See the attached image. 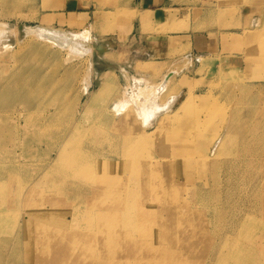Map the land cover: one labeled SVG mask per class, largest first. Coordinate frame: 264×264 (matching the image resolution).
Masks as SVG:
<instances>
[{
	"label": "rangeland",
	"instance_id": "1",
	"mask_svg": "<svg viewBox=\"0 0 264 264\" xmlns=\"http://www.w3.org/2000/svg\"><path fill=\"white\" fill-rule=\"evenodd\" d=\"M178 1L184 3L185 7L177 10L181 15L177 17L178 22L173 27H170L167 20L154 21L155 11L153 10H147L141 14L142 29L145 31L177 30L188 31L193 35L172 39V49L167 53L168 57L163 59L142 57L136 51H132L135 46H131L133 41L131 32L138 26L135 19L139 15L133 0L0 1V23H3L0 24V33L7 35V37H2V40L0 39V68L4 67V70H8L14 67L17 62L23 68L26 61L28 62L32 58L31 47L37 46L41 42L42 29L25 31L21 26L49 27L59 32L64 30L81 32L85 30L87 24H90V46L92 48L89 46V50L78 49L77 52L81 51L77 53L79 57H75L71 62L65 60L72 53L70 46L56 49V53L61 59V66L55 77L61 81V102L65 104V108H62L61 112V126H63L64 135L75 127L77 120H80L83 129L88 131L91 125L104 123L107 120H111V122L119 120L126 113L134 116L142 127V131L146 133L153 131L155 126L147 125L134 102L128 105L122 113L117 110L122 107L125 95L130 93L135 83H141V90L143 89V92L147 94L149 87L150 91L154 89L157 91V88L154 87H158V83L168 74H174L166 91L160 92V101H167L170 95L175 94L178 97L169 111H180L171 117L169 123L160 125L159 130L154 132L153 143L151 142L148 148L152 155L166 153V151L169 153V158L173 155L174 163L171 161L172 165H168V159H166L164 165L174 170V177L170 178V181L166 180L169 185L166 190L168 194L165 193L170 204L179 205L180 201L182 202L181 206L185 209L188 220L187 226L183 231H178L173 240L176 238L179 241L184 237L182 236L183 232L193 227L209 225L208 229L211 228V232L217 239L225 232L231 235L227 241L223 242L226 244L225 249L229 250L231 248L229 244H232L235 239L238 240L235 238L237 237L235 234L232 236V228H238L241 244L244 248H248L250 238L257 231L264 234V0ZM203 6L206 7L204 18H202ZM146 14H149L150 20L144 18ZM169 15L177 16L173 13ZM184 38L186 39L184 40ZM96 42L108 43L110 49H106L104 53L100 54L120 64L125 70L106 69L100 75L97 74L94 66V53L98 50L95 46ZM52 48L54 47L52 46ZM116 50H125L127 57L120 56ZM36 53L39 52H35L33 57H38ZM186 55L191 58H187ZM59 57L57 56V58ZM141 58L142 60L137 64L138 59ZM48 68V71H51L54 67L49 66ZM68 68H71V72L68 71ZM106 76L112 77L113 80L108 83L107 90L98 94ZM89 77L91 85L87 92L84 86L85 80ZM189 95L192 97V103L182 111L179 105ZM12 99L13 97L10 95L3 98L4 103L11 102ZM16 100L12 103L14 104ZM20 110H23V106L18 101L15 111L18 113ZM231 125L233 127L241 126L243 129L245 127L244 130L248 129L247 140L255 149V152L252 151L254 153L244 152L240 146V149L239 147L235 148V145L239 143L238 138H235L233 144L232 137L233 134L239 133H237V129L234 133L231 130L227 132ZM120 126H122V132L129 131L127 125ZM225 135V145L220 153L217 144L220 138ZM134 139L135 137L130 138L131 141ZM113 141L116 146V139ZM164 143H168L170 147L161 150V145ZM35 145V157L31 160L33 166L24 170L21 177L11 180L14 186L20 184L17 187L21 191V195H23L22 189L26 187L25 184L28 185L36 178V172L39 171L38 166L52 163L60 147V144L53 143ZM9 147L17 160L25 161L24 147L20 141ZM102 147L110 153L111 158L117 160L121 158V153H123L121 148L115 149L110 143H105ZM177 148L182 149L177 151L179 150ZM233 150L235 151L233 152ZM239 155L241 157H238ZM64 165L59 168V171L64 168ZM235 166L239 167V170L234 168ZM161 169L165 170L164 174L166 175L168 169L162 167ZM135 171L130 168V172ZM58 173L53 172L50 175L49 179L55 182L45 186L44 190L46 194L58 196L59 203L56 205L48 201L46 205L49 208L53 204V206L56 205L58 208H54L58 209L64 219H72L75 215L74 211L80 210L85 198L79 192L78 183L71 184L69 187L58 185L61 184V179H58L61 176ZM159 174L156 176H161L162 173L159 172ZM75 179L72 178L71 181L74 182ZM248 179H251L250 182ZM125 180L126 178H124ZM5 197L8 199V193ZM13 198L16 201L15 207L9 208L8 215L2 220L6 230L4 236L9 238L3 242L0 239V261L5 259L8 264H30L23 260L25 250H22V254L19 255V248L22 246L21 238L17 240L11 237L14 235L19 219L25 212L24 207L20 204V198ZM248 198L249 200H247ZM246 203L248 204L245 205ZM89 207L93 206L89 205ZM81 209L82 213H86L87 209L83 207ZM242 209H245L247 213ZM253 210L254 212H252ZM58 211L56 210V212ZM210 215L212 217L214 215V217L209 220L207 217ZM252 215L253 217H251ZM85 217V214L78 218L75 217L70 224L79 232L85 231L89 229L84 224ZM94 224L91 228L96 229ZM256 224H258L257 227ZM243 227L244 230H242ZM261 227L262 229H260ZM248 228H250L249 231ZM158 229L155 227L154 233ZM103 237L101 236V238ZM213 239L201 246L197 244L195 247H199V249L197 248L198 255L192 256L191 260L182 263L214 264L219 255H215L218 243L217 239L212 242ZM101 244V241L98 240L96 251L101 249ZM154 245L162 247L157 254L156 264H180L178 263L180 255L186 253L183 250L184 247L176 248L175 243L168 236L162 240L156 239ZM212 245V251L207 255L203 254L202 251ZM102 253L98 254L99 257L95 254L90 255L85 262L79 264H116L111 256L104 251ZM52 260L54 262V258ZM131 264H140V261L134 260Z\"/></svg>",
	"mask_w": 264,
	"mask_h": 264
},
{
	"label": "bare ground",
	"instance_id": "2",
	"mask_svg": "<svg viewBox=\"0 0 264 264\" xmlns=\"http://www.w3.org/2000/svg\"><path fill=\"white\" fill-rule=\"evenodd\" d=\"M148 17L149 14H146L144 18L150 20L151 18ZM170 17L174 16L170 15ZM90 27V24H87L85 30L81 32L65 30L59 32L49 27L21 26L25 31L42 29L43 38H40L41 42L37 46L33 45L31 47L32 58L28 62L26 61L23 68L19 66L18 62L8 70H4V67L0 68V239L3 242L9 238L4 236L6 230L3 227L2 220L8 215L7 210L15 207L16 201L13 197H18L25 212L19 219L14 235L11 237L17 240L21 238L22 246L19 248V255L22 254V250H25L23 260L30 264H79L85 262L90 255L95 254L96 256L102 251L111 256L116 264H131L134 260H139L140 264H156L157 254L162 247L155 246L154 242L156 239L162 240L166 236L171 238L176 248L181 249L184 247L183 250L186 253H182L183 255H180L178 260V263L183 264L182 262L191 260L190 258L198 253L197 248L199 249V247H195L197 244L199 246L207 244L213 238L212 242H214L217 237L211 232V228L208 229L209 225H204L203 227H197L198 230L193 227L188 231L186 230V232L184 231L182 234L184 237L179 241L176 238L173 240L175 234L180 230L183 231L188 224L185 209L181 206L182 202L180 201L179 205L170 204L166 196L169 185V182L167 185L166 180L174 177V170L164 165L166 159H168V165L174 163V160H172L173 155L169 158L167 151L156 155H152L148 151L154 138V132L159 130L162 123H169L171 117L180 111L174 109V111H169L176 97H178L175 94L170 95L167 101H160V92L166 91L174 74L171 73L167 77L165 76L160 81L161 83H158V87H154V84L153 87L157 88V91L153 90L152 87L153 91H150L149 87V93L147 92V94L143 92V89L141 90V83H135L130 93L126 94L127 96L125 95L124 104L117 110L122 113L128 105L134 102L147 125L155 126L153 131H147V133L142 131V127L134 116L125 112L126 114L121 119L96 123L91 125L88 131L84 130L82 122L77 120L75 127L64 135L63 126H61V112L62 108H65V104L61 102V81L55 77L61 66V59L56 53V49H61L62 46H70L73 49L69 47L72 53L68 51L71 54L65 60L67 62L73 61L75 57H79L77 55L78 49L89 50L88 47L91 44ZM2 37H7V35H1L0 33L1 40ZM90 47L92 48V46ZM37 51L39 52L36 53L38 57L35 56V58L33 56ZM186 57L191 58L187 55ZM49 66L54 68L48 71ZM120 67L122 71L125 70L124 67ZM68 71L71 72V68H68ZM112 80V77L106 76L98 94H102L107 90L108 83ZM90 85L91 79L89 77L85 80L84 87L86 91L90 89ZM9 95L14 100L17 99L14 104L12 103L13 99L11 102L4 103L3 98ZM18 101L23 106V110L17 113L15 106ZM191 103L192 97L189 95L183 99L179 108L183 111ZM122 124L127 125L129 131L122 132V126H120ZM236 129L239 134H233V144L235 138H238L239 143L235 145V148L237 149L240 146L244 152L254 151L255 149L247 140L248 129L244 130L245 127L243 129L241 126L235 125L233 127L231 125L227 132L231 130L234 133ZM132 133L134 136H131ZM226 135L218 141L217 147L220 149V153L225 145ZM131 137H135L134 141L130 140ZM115 139L117 141L116 146L113 144ZM18 141L24 147V162L17 160L9 149L11 144ZM43 143L49 145L51 143L60 144L58 154L52 163L38 166L39 171L36 172V178L28 185L25 184L26 187L22 189L23 195H21V191L17 187L20 184L14 186L11 180L21 177L24 170L33 166L31 160L35 157V144L41 145ZM105 143H110L115 149L121 148L123 152L121 158L118 160L111 158L110 153L102 147ZM168 147H170L169 144L164 143L161 145V150H166ZM181 149L177 151H181ZM5 152L8 154L5 155ZM116 152L119 154L118 151ZM63 165L64 168L59 171V168ZM132 167L134 168L132 169ZM161 167L168 169L166 175L169 177L164 174L165 170L162 171ZM130 168L132 171H136L130 172ZM234 168L239 170V167L235 166ZM240 168L242 167L240 166ZM229 171L231 172V169ZM53 172H59L58 174L61 176L58 177V179H61V184L58 185L69 187L71 184L78 183L79 192L85 198L83 206H80V210L74 211L75 215L72 219H64L56 209L58 208L56 205L60 200L58 196L45 193L44 187L55 182L49 179ZM159 172L162 173L161 176H156V174L160 175ZM236 172L238 173V171ZM72 178H76L74 182L71 181ZM124 178H126L125 181ZM248 180L250 182L251 179ZM246 184L248 183L246 182ZM7 193L8 199H5ZM48 201L56 205L53 206V204L49 208L46 205ZM89 205L93 207L90 208ZM102 205H105L106 208ZM81 207L87 209L86 213H82ZM82 214L86 216L84 224L89 229L79 232L70 223L75 217L78 218ZM256 216L258 217V215ZM213 217L210 215L207 219L210 220ZM245 218L247 217L245 216ZM93 223H95L93 226H96V229L91 228ZM257 225L255 226L257 227ZM155 227L159 229L154 233ZM232 229V236L235 234L237 236L235 238H238V240L235 239L232 244H229L231 245L229 250L225 249L226 244H223V242L227 241L231 235L226 234L227 232L221 234V237L216 240L218 246L215 255L219 256L217 260L215 259L214 264H264V234L258 231L256 234L253 233L252 238L248 237L250 238L248 248H244L239 239L238 234L240 232H238V228ZM242 230H244V227ZM101 236L105 238L103 237V239ZM98 240L102 244L101 249L96 251ZM213 245L208 249H202L203 254H209L213 249ZM104 261L107 262V260ZM0 264H8V262L4 259L0 261Z\"/></svg>",
	"mask_w": 264,
	"mask_h": 264
},
{
	"label": "crops",
	"instance_id": "3",
	"mask_svg": "<svg viewBox=\"0 0 264 264\" xmlns=\"http://www.w3.org/2000/svg\"><path fill=\"white\" fill-rule=\"evenodd\" d=\"M133 3L134 7L138 9L139 15L135 19V23L138 26L131 32V39L133 40L131 46H135L132 51H136L138 54H140V56L163 59L168 57L167 53H169L172 49V39L183 36L186 37V35L193 36L188 31L167 30L166 32H148L142 29L141 14L147 10L155 11L154 21L161 22L163 20H167L169 21L170 27H173V25L178 22L177 17L181 15L177 10L185 7L184 3H180L178 0H133ZM202 8V18H204L206 7L203 6ZM170 13L176 14L177 16L170 17ZM185 39L186 38H184V40ZM116 52H118L120 56L124 58L127 57V52L125 50H116ZM140 60H142V58L138 59L137 64Z\"/></svg>",
	"mask_w": 264,
	"mask_h": 264
},
{
	"label": "water",
	"instance_id": "4",
	"mask_svg": "<svg viewBox=\"0 0 264 264\" xmlns=\"http://www.w3.org/2000/svg\"><path fill=\"white\" fill-rule=\"evenodd\" d=\"M96 48L98 49L97 52L94 53V66L97 74H101L103 70L106 69H116L119 71L121 70L120 64H117L116 62H113L101 54L105 52L106 49H110V46L106 42H96L95 44ZM101 53V54H100Z\"/></svg>",
	"mask_w": 264,
	"mask_h": 264
}]
</instances>
